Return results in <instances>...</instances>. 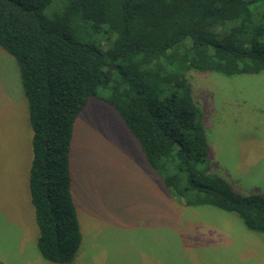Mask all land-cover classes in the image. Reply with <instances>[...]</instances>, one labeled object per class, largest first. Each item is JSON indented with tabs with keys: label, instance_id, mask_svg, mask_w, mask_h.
Wrapping results in <instances>:
<instances>
[{
	"label": "trees",
	"instance_id": "trees-1",
	"mask_svg": "<svg viewBox=\"0 0 264 264\" xmlns=\"http://www.w3.org/2000/svg\"><path fill=\"white\" fill-rule=\"evenodd\" d=\"M0 0V47L18 67L32 130L28 174L36 248L68 264L81 232L71 194L76 118L109 104L151 169L186 206L213 205L264 234V195L241 194L201 165L202 112L189 70H264V0Z\"/></svg>",
	"mask_w": 264,
	"mask_h": 264
},
{
	"label": "rangeland",
	"instance_id": "rangeland-1",
	"mask_svg": "<svg viewBox=\"0 0 264 264\" xmlns=\"http://www.w3.org/2000/svg\"><path fill=\"white\" fill-rule=\"evenodd\" d=\"M63 0H52L51 15ZM202 112L201 165L237 193L264 195V70H189ZM32 130L14 58L0 47V264H56L36 248L29 199ZM71 194L81 241L68 264H264V234L213 205L170 193L115 110L90 98L70 145Z\"/></svg>",
	"mask_w": 264,
	"mask_h": 264
}]
</instances>
